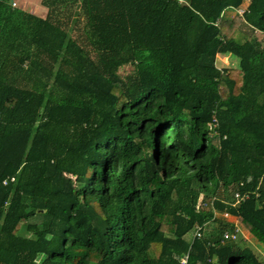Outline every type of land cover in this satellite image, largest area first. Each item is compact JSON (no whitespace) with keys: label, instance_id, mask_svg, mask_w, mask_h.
Here are the masks:
<instances>
[{"label":"trees","instance_id":"1","mask_svg":"<svg viewBox=\"0 0 264 264\" xmlns=\"http://www.w3.org/2000/svg\"><path fill=\"white\" fill-rule=\"evenodd\" d=\"M12 2L0 264H264V0Z\"/></svg>","mask_w":264,"mask_h":264},{"label":"rangeland","instance_id":"2","mask_svg":"<svg viewBox=\"0 0 264 264\" xmlns=\"http://www.w3.org/2000/svg\"><path fill=\"white\" fill-rule=\"evenodd\" d=\"M11 1H13V3H14L13 6H16L15 8L22 9L24 11H27L29 13H33V14L40 16V17H44V15L47 11L46 8L42 7L41 0H11ZM247 4H248L247 2H244V4L242 5L241 8L246 7ZM226 14L228 15V17H232L234 15V12L233 11H226ZM228 59H229V56L219 57L217 59V63L219 65L225 64V66H227V68H234L237 66L236 60L230 59V61H229ZM227 193H228V195L230 194L229 191ZM224 195H225V192L220 193L221 197H224ZM219 217H221V216H219ZM226 220L230 221L232 224H236L237 228L239 229V238L236 240V243L238 244V246L241 248H248L249 250L252 251V253L256 256V258L260 262L264 263V246L261 243H259L255 238H253V236L249 232H247L244 228H242L239 223H235V220L233 218L228 217ZM215 223L216 222L209 224L207 226L206 232H208L210 229H212L213 226L216 225ZM226 230H229V228H227Z\"/></svg>","mask_w":264,"mask_h":264},{"label":"built area","instance_id":"3","mask_svg":"<svg viewBox=\"0 0 264 264\" xmlns=\"http://www.w3.org/2000/svg\"><path fill=\"white\" fill-rule=\"evenodd\" d=\"M173 1H177L178 3L181 2V0H173ZM12 5H14L13 2H12ZM236 11L238 14L241 15L243 13V8L238 9ZM215 126H216V118L213 117L212 122L209 124V129H214ZM233 196H234V202H233L232 206L237 204L240 200L243 199L242 195L239 194V192L234 193ZM224 217L227 218L228 214L225 213ZM200 233H201V227H196V230L193 234V237H200ZM223 238H224V240H235L236 239V233H234V232L233 233H227L226 232V233H224ZM185 260H186V257L182 258L181 262L183 264H185Z\"/></svg>","mask_w":264,"mask_h":264},{"label":"crops","instance_id":"4","mask_svg":"<svg viewBox=\"0 0 264 264\" xmlns=\"http://www.w3.org/2000/svg\"><path fill=\"white\" fill-rule=\"evenodd\" d=\"M42 7H43V6H42ZM43 8H44V7H43ZM230 56H232V55H230ZM224 57H226V56H224ZM232 57L234 58V60L237 61V66H238V63H239L238 59H237V58L235 59L234 56H232ZM222 64H223V63H222ZM224 65H225V64H224ZM237 66H236V67H237ZM236 67H234V68H236ZM225 213L228 214L227 212H222V213H217V212H216V213H214V217L218 218L219 216H221V217L225 218V217H224V214H225ZM228 217H229V215H228ZM228 217H227V218H228ZM227 218H225V219H227ZM230 218H231V217H230ZM234 220H235V219H234ZM235 223H238V222L235 220ZM235 227H237L236 224H235ZM226 232L229 233L227 230H225L224 233H226ZM224 233H222V235H224ZM236 239H237V237H236ZM236 239H235V240H236ZM222 240H224V238H223ZM235 240H226V241H235Z\"/></svg>","mask_w":264,"mask_h":264},{"label":"clouds","instance_id":"5","mask_svg":"<svg viewBox=\"0 0 264 264\" xmlns=\"http://www.w3.org/2000/svg\"><path fill=\"white\" fill-rule=\"evenodd\" d=\"M212 119H213V118H212ZM211 122H212V121H211ZM211 122H210V123H211ZM210 123H209V124H210ZM209 124H208V127H209Z\"/></svg>","mask_w":264,"mask_h":264},{"label":"water","instance_id":"6","mask_svg":"<svg viewBox=\"0 0 264 264\" xmlns=\"http://www.w3.org/2000/svg\"><path fill=\"white\" fill-rule=\"evenodd\" d=\"M42 212H44V210H42Z\"/></svg>","mask_w":264,"mask_h":264}]
</instances>
